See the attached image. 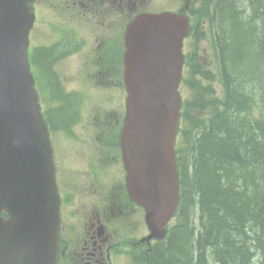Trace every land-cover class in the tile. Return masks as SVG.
I'll list each match as a JSON object with an SVG mask.
<instances>
[{
  "label": "water",
  "instance_id": "obj_1",
  "mask_svg": "<svg viewBox=\"0 0 264 264\" xmlns=\"http://www.w3.org/2000/svg\"><path fill=\"white\" fill-rule=\"evenodd\" d=\"M28 12L23 0H0V264H55L57 255L51 146L23 46ZM140 28L127 55L130 96L122 137L132 191L147 208L151 236L163 237L178 198L173 146L188 22L165 12Z\"/></svg>",
  "mask_w": 264,
  "mask_h": 264
},
{
  "label": "trees",
  "instance_id": "obj_2",
  "mask_svg": "<svg viewBox=\"0 0 264 264\" xmlns=\"http://www.w3.org/2000/svg\"><path fill=\"white\" fill-rule=\"evenodd\" d=\"M200 1L194 12L213 24L225 99L186 77L190 130L182 133L181 159L190 165L189 190L159 255L182 264H264V0ZM72 108L56 111V122L72 118Z\"/></svg>",
  "mask_w": 264,
  "mask_h": 264
},
{
  "label": "flooded vegetation",
  "instance_id": "obj_3",
  "mask_svg": "<svg viewBox=\"0 0 264 264\" xmlns=\"http://www.w3.org/2000/svg\"><path fill=\"white\" fill-rule=\"evenodd\" d=\"M122 117L103 112L90 121L76 110L67 122H57L61 150L55 152V163L62 205L58 264H143L144 209L130 199L125 185Z\"/></svg>",
  "mask_w": 264,
  "mask_h": 264
},
{
  "label": "rangeland",
  "instance_id": "obj_4",
  "mask_svg": "<svg viewBox=\"0 0 264 264\" xmlns=\"http://www.w3.org/2000/svg\"><path fill=\"white\" fill-rule=\"evenodd\" d=\"M156 5L153 6L154 9H162L164 7H175L177 4V7L183 2V0H154ZM153 11H160V10H153ZM204 30L206 31V36L200 41V49L201 52L203 53V59H205L208 63V66L211 68L213 72L214 79L211 81L213 85L216 87V93L219 96L223 95V90H222V84L220 82V79L218 78V73H219V68H218V58L216 54V50L213 45V36L212 32L209 27L205 26ZM47 56V57H46ZM35 58H36V53H35ZM38 58L41 62L42 69L47 71L48 70V55L45 51H41L38 54ZM47 86L46 89L50 92V94L57 95L58 94V87L55 78L50 75L48 78ZM70 82V78L68 77L66 79V83ZM183 95L188 96L189 93L188 91L186 92L183 90ZM255 260L260 261L261 256L256 254Z\"/></svg>",
  "mask_w": 264,
  "mask_h": 264
}]
</instances>
